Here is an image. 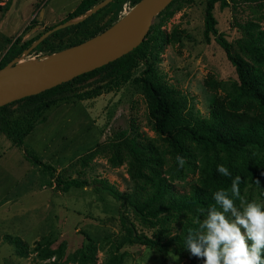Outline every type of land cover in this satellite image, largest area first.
Returning <instances> with one entry per match:
<instances>
[{
	"label": "rangeland",
	"instance_id": "374dc122",
	"mask_svg": "<svg viewBox=\"0 0 264 264\" xmlns=\"http://www.w3.org/2000/svg\"><path fill=\"white\" fill-rule=\"evenodd\" d=\"M77 1L0 0V57L16 36L25 40L59 22ZM205 2L175 0L168 7L171 14L156 15L152 26L166 32L175 26L188 37L174 44L156 39L145 56L152 63V77L171 90L181 116L189 124L208 115L213 95L206 85L209 78L225 86L236 80L223 50L212 38H203ZM226 2L223 8L218 1L214 3L215 26L232 51L244 58L241 27L251 22L255 28H264V0ZM129 7L127 1L123 2L118 17ZM31 18L36 24L25 29ZM71 40L76 39L64 36L58 45ZM38 53L21 54L18 60L33 59ZM143 69L139 62L127 81L116 80L91 97L72 96L46 108L15 114L11 130L20 134L27 124L31 125L22 145L26 153L51 166L53 175L34 164L10 137L0 134V264H40L43 256L56 258L59 264H203L202 259L192 260L175 242L157 249L126 241L119 220L120 203L101 190L104 182L126 194L139 186L140 180L129 172L127 143L131 140L160 156V171L170 178L174 189L187 191L197 178L198 147L184 140L186 163L180 167L171 148L152 128L140 84L133 80ZM214 90L223 95L218 86ZM113 155L117 159L113 160ZM65 177L86 184L63 191L56 179ZM243 198L264 203V179L255 186L247 185ZM123 213L137 233L160 242L178 232L182 222L195 223L196 219L172 213L152 225L141 222L130 209ZM197 216L204 219L201 213ZM4 235L24 241L27 253L19 254Z\"/></svg>",
	"mask_w": 264,
	"mask_h": 264
},
{
	"label": "trees",
	"instance_id": "16d2710c",
	"mask_svg": "<svg viewBox=\"0 0 264 264\" xmlns=\"http://www.w3.org/2000/svg\"><path fill=\"white\" fill-rule=\"evenodd\" d=\"M100 1L79 0L73 9L66 12L62 20L57 23L81 16ZM126 1L129 6H132L138 0H110L83 19L49 33L28 54L38 51L41 57L91 37L118 18L121 4ZM173 1L175 0H172L159 13L171 14L168 7ZM217 1L220 8L227 5L226 0H206L202 35L206 41L212 38L223 50L225 57L234 68L236 80L227 86L212 78L206 81L213 95L210 99L208 115L203 120L200 119L193 124L184 120L179 112V103L171 90L152 77V63L145 59L147 49L151 43L156 44V39L166 44H174L180 38L188 37L184 30L175 26L166 32L160 30L158 26L151 25L143 40L120 57L51 88L0 106V134L10 137L34 164L53 175L54 170L51 166L41 162L35 155L26 153L22 145V138L31 129V125L27 124L20 134L11 130L10 124L15 114L46 108L72 96L91 97L116 80L127 81L131 70L142 62L143 73L133 80L140 84L148 115L153 120L152 128L168 144L175 157L184 156L185 139L198 147L200 156L197 178L195 183L188 186L187 191L174 189L169 181L170 178L162 175L160 171L162 162L160 156L149 151L147 146L137 145L131 140L132 143H127L130 154L129 172L140 180L139 186L132 194H126L119 192L103 180L104 185L102 184L101 190L106 191L120 203L119 220L124 231L123 238L126 241L149 245L157 249H165L169 243L175 242L192 260L198 259L192 257L185 249L184 240L188 230L196 229L197 224L186 220L180 224L178 232L160 242L137 233L123 210L130 209L141 222L152 225L163 222L167 215L172 213L197 217L200 209H207L215 204L213 200L215 191L226 189L231 195L230 188L235 177L241 178L239 188L242 197L247 185L255 186L264 179V28H255L251 22L241 27L243 38L240 48L246 54V57H241L232 51L231 44L226 41L222 33L217 31L216 19L212 13L214 3ZM106 16L107 19H105ZM32 23L36 24L31 18L24 28H30ZM53 25L25 40L20 35L16 36L0 57V67L18 58L39 34ZM69 35L76 40H71L62 46L58 45L62 37ZM216 86L223 91V95L215 93ZM250 156L252 157L249 158ZM116 157L113 155V160L117 159ZM218 165L227 167L231 175L223 176L218 173ZM56 183L63 191L86 184L84 180L70 177L57 178ZM238 202L239 200L236 201ZM4 239L16 247L19 254L27 253V244L17 236L4 235ZM42 260L40 264H59L56 258L50 259L48 256H43Z\"/></svg>",
	"mask_w": 264,
	"mask_h": 264
},
{
	"label": "water",
	"instance_id": "95a60500",
	"mask_svg": "<svg viewBox=\"0 0 264 264\" xmlns=\"http://www.w3.org/2000/svg\"><path fill=\"white\" fill-rule=\"evenodd\" d=\"M108 1L101 0L81 16L46 29L22 55L27 54L49 33L83 19ZM171 1L138 0L108 27L91 37L37 59L10 60L0 67V106L51 88L129 52L143 40L152 19Z\"/></svg>",
	"mask_w": 264,
	"mask_h": 264
},
{
	"label": "clouds",
	"instance_id": "9594fccd",
	"mask_svg": "<svg viewBox=\"0 0 264 264\" xmlns=\"http://www.w3.org/2000/svg\"><path fill=\"white\" fill-rule=\"evenodd\" d=\"M176 160L180 167L186 163L181 156ZM217 171L231 175L224 165H218ZM240 183L239 176L232 180L231 195L226 189L215 191V204L199 210L204 219L196 217L198 229L187 232L185 249L203 264H264V203L245 200Z\"/></svg>",
	"mask_w": 264,
	"mask_h": 264
},
{
	"label": "built area",
	"instance_id": "2783aa9c",
	"mask_svg": "<svg viewBox=\"0 0 264 264\" xmlns=\"http://www.w3.org/2000/svg\"><path fill=\"white\" fill-rule=\"evenodd\" d=\"M37 58H40V54L39 53L36 56L33 57V59H37Z\"/></svg>",
	"mask_w": 264,
	"mask_h": 264
},
{
	"label": "crops",
	"instance_id": "0c3cea01",
	"mask_svg": "<svg viewBox=\"0 0 264 264\" xmlns=\"http://www.w3.org/2000/svg\"><path fill=\"white\" fill-rule=\"evenodd\" d=\"M78 1H79V0H78ZM78 1H77V2H78Z\"/></svg>",
	"mask_w": 264,
	"mask_h": 264
}]
</instances>
